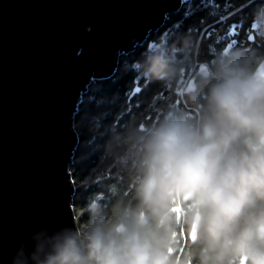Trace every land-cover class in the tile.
<instances>
[{"label": "clouds", "instance_id": "1", "mask_svg": "<svg viewBox=\"0 0 264 264\" xmlns=\"http://www.w3.org/2000/svg\"><path fill=\"white\" fill-rule=\"evenodd\" d=\"M249 32L203 60L192 35L148 43L132 70L170 98L113 129L104 155L122 179L9 264H264V6Z\"/></svg>", "mask_w": 264, "mask_h": 264}, {"label": "water", "instance_id": "2", "mask_svg": "<svg viewBox=\"0 0 264 264\" xmlns=\"http://www.w3.org/2000/svg\"><path fill=\"white\" fill-rule=\"evenodd\" d=\"M182 0H0V264L43 226H73L75 115L94 80Z\"/></svg>", "mask_w": 264, "mask_h": 264}, {"label": "trees", "instance_id": "3", "mask_svg": "<svg viewBox=\"0 0 264 264\" xmlns=\"http://www.w3.org/2000/svg\"><path fill=\"white\" fill-rule=\"evenodd\" d=\"M262 6L264 0H187L135 51L119 57L118 69L113 76L91 83L75 115L79 144L71 173L76 186L73 207L79 222L86 219L84 205L93 193L103 191L107 196L109 186L122 179L104 155V145L113 129L138 117L154 119L156 109L170 98L167 88L146 83L132 70L131 65L140 58L144 47L161 37L169 38L171 43L177 36L192 35L202 46L201 60L211 59L214 49L233 43L247 47L253 13ZM136 88H140L138 93Z\"/></svg>", "mask_w": 264, "mask_h": 264}, {"label": "snow or ice", "instance_id": "4", "mask_svg": "<svg viewBox=\"0 0 264 264\" xmlns=\"http://www.w3.org/2000/svg\"><path fill=\"white\" fill-rule=\"evenodd\" d=\"M139 91H140V88H136V89H135V92L138 93Z\"/></svg>", "mask_w": 264, "mask_h": 264}, {"label": "built area", "instance_id": "5", "mask_svg": "<svg viewBox=\"0 0 264 264\" xmlns=\"http://www.w3.org/2000/svg\"><path fill=\"white\" fill-rule=\"evenodd\" d=\"M187 0H182V3L186 2Z\"/></svg>", "mask_w": 264, "mask_h": 264}, {"label": "bare ground", "instance_id": "6", "mask_svg": "<svg viewBox=\"0 0 264 264\" xmlns=\"http://www.w3.org/2000/svg\"><path fill=\"white\" fill-rule=\"evenodd\" d=\"M74 208V207H73Z\"/></svg>", "mask_w": 264, "mask_h": 264}]
</instances>
